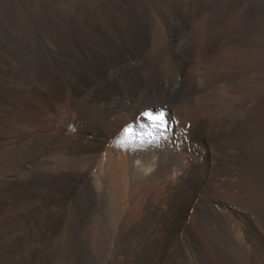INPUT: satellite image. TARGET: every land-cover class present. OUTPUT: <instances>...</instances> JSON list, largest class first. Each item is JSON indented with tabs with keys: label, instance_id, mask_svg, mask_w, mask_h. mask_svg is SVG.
<instances>
[{
	"label": "bare ground",
	"instance_id": "obj_1",
	"mask_svg": "<svg viewBox=\"0 0 264 264\" xmlns=\"http://www.w3.org/2000/svg\"><path fill=\"white\" fill-rule=\"evenodd\" d=\"M0 264H264V0H0Z\"/></svg>",
	"mask_w": 264,
	"mask_h": 264
},
{
	"label": "snow or ice",
	"instance_id": "obj_2",
	"mask_svg": "<svg viewBox=\"0 0 264 264\" xmlns=\"http://www.w3.org/2000/svg\"><path fill=\"white\" fill-rule=\"evenodd\" d=\"M142 116L148 121L151 125L164 126V118L162 116H154L151 112L142 113ZM138 127V126H137ZM136 127L129 125L122 130V136L117 141L121 145L134 144L136 140Z\"/></svg>",
	"mask_w": 264,
	"mask_h": 264
},
{
	"label": "rangeland",
	"instance_id": "obj_3",
	"mask_svg": "<svg viewBox=\"0 0 264 264\" xmlns=\"http://www.w3.org/2000/svg\"><path fill=\"white\" fill-rule=\"evenodd\" d=\"M16 123H17V122H16ZM16 123L14 122L13 124H15V125L12 124V126H13V127L16 126L15 128H18ZM25 126H26L27 128H31V127L33 126V120H32L31 118H28V119L26 120V122H25Z\"/></svg>",
	"mask_w": 264,
	"mask_h": 264
}]
</instances>
